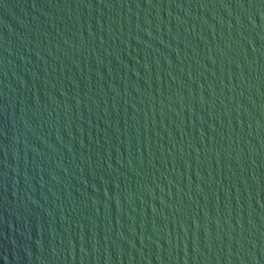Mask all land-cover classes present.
Returning a JSON list of instances; mask_svg holds the SVG:
<instances>
[{"label":"water","instance_id":"water-1","mask_svg":"<svg viewBox=\"0 0 264 264\" xmlns=\"http://www.w3.org/2000/svg\"><path fill=\"white\" fill-rule=\"evenodd\" d=\"M0 264H264V0H0Z\"/></svg>","mask_w":264,"mask_h":264}]
</instances>
